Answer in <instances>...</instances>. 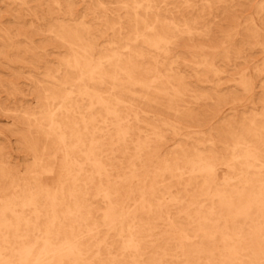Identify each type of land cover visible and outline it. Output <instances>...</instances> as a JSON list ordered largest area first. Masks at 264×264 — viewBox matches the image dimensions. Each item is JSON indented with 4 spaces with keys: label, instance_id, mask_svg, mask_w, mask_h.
Wrapping results in <instances>:
<instances>
[{
    "label": "rangeland",
    "instance_id": "374dc122",
    "mask_svg": "<svg viewBox=\"0 0 264 264\" xmlns=\"http://www.w3.org/2000/svg\"><path fill=\"white\" fill-rule=\"evenodd\" d=\"M37 263L264 264V0H0V264Z\"/></svg>",
    "mask_w": 264,
    "mask_h": 264
},
{
    "label": "bare ground",
    "instance_id": "6f19581e",
    "mask_svg": "<svg viewBox=\"0 0 264 264\" xmlns=\"http://www.w3.org/2000/svg\"><path fill=\"white\" fill-rule=\"evenodd\" d=\"M76 218H77V217H76ZM178 233H179V232H178ZM239 238H240V237H239ZM131 241H132V240H131ZM68 252H69V250H68ZM70 252H71V251H70ZM67 255H68V254H67ZM79 256H80V255H79ZM68 258H69V257H68ZM68 258H67V259H68ZM61 262H62V261H61ZM37 264H38V263H37Z\"/></svg>",
    "mask_w": 264,
    "mask_h": 264
}]
</instances>
